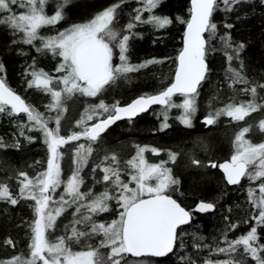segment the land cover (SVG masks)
<instances>
[{
	"label": "snow or ice",
	"instance_id": "snow-or-ice-1",
	"mask_svg": "<svg viewBox=\"0 0 264 264\" xmlns=\"http://www.w3.org/2000/svg\"><path fill=\"white\" fill-rule=\"evenodd\" d=\"M139 2L141 7L134 9V14L126 23L121 21L127 0H118L103 7L87 21L71 24L55 35L43 36L40 35V29L56 26L67 19V11L73 6V0H55L51 15L45 11L49 0H0V26L11 30L13 35L20 36L19 40H12L14 45H29L35 47L37 53L50 52L54 57L61 58L55 68L59 75L54 76L43 69H37L35 58L25 69L27 87L35 88L50 97V102L44 105L49 113L47 116L26 103L8 86L5 66L0 61V114L9 117L25 114L26 121L19 125V136L32 142L35 137L26 136L25 129L39 131L49 153L44 171L34 177H29L27 172L17 174L19 192L16 195L7 182H0V201L11 206L18 205L21 200L34 201L35 217L29 225L31 242L28 257L18 254L0 260V264H128V254L136 258L165 257L174 254L182 246V226L192 221L194 213H208L216 209L214 202L203 200L191 210L182 207L177 199L168 194L169 190H177L176 186L180 181L172 176L170 168L165 167L167 162H147L145 152L159 153V149L148 146L137 145L136 155L126 162L127 167L132 169L128 182L121 179L123 169L116 154L106 155L92 169L93 173L97 169L103 173L102 180L96 183L103 182L105 190L99 194H94L91 188L81 191V186L85 183L81 172L93 154L92 144L102 140V134L117 121L124 118L132 121L141 113L147 112L151 106L159 105L164 110L160 131L170 126L167 122L168 111L172 108L182 109V114L177 119L185 126L192 127L193 116L197 111L196 97L209 72L207 54L214 50L211 42L218 33V26L213 22L214 13H232L243 6L252 5V0H191L190 19L183 21L176 18L186 24V30L183 47L176 57L174 80L159 92L141 95L124 106L119 102L109 106L100 100L97 105L86 109L85 114L76 122L82 128L81 131L71 132L67 136L61 135V120L66 111L64 103L67 99L77 94L99 97L107 89L114 87L119 79L127 78V74L170 59L152 58L139 64L130 62V41L141 38V34L136 31L139 25L150 24L159 30L173 23L171 17L155 14L163 0ZM259 3L264 6V0H259ZM144 13L149 14L147 18ZM237 19L242 17L238 15ZM224 27L230 30L234 25L225 23ZM219 39L228 50L225 54L229 61V87L242 85L240 92L250 95L252 99L242 103L229 102L223 108L210 112L202 120L205 127L214 126L222 116L239 122L245 121L253 113L264 112V97L260 96L264 92V83L250 82L242 75V61L239 69L231 68V62L239 60V54L246 46L243 43L236 44L230 32H226ZM37 41L39 47L36 46ZM115 49H119V64L113 61ZM177 94L184 98L182 103L173 102L172 98ZM258 99L260 102H257ZM94 117L105 118H98L96 122L88 125L87 122ZM50 123H54L55 127H50ZM257 128L264 133V119L258 122ZM250 131L252 127L246 126L235 135L234 152L223 163L209 160L204 165L201 160L190 158L194 168L221 169L228 185H241L245 178L259 181L247 193L254 213L250 219L255 223L249 226L245 234L234 240L225 237L224 246H218L214 250L226 254L228 259L220 262L205 261L204 264H245L248 256L255 264H264V243H261L264 237L258 232V228L264 229V142L254 144L246 139V134ZM82 137L88 143L76 145L72 158V174L67 180H62L60 162L64 153L61 148L79 142ZM6 147L19 149V138L13 145L5 144L0 138V149ZM178 155L179 153L169 151V161L175 163ZM132 183L135 187L129 186ZM61 185L63 191L58 192ZM115 207H118L116 219L110 223L96 221L95 217L109 213ZM69 209H73V218L65 225V235L50 242L47 234L55 230L57 219ZM237 227L236 224L231 225V229ZM95 237H102L98 246L89 245L85 251L72 250L71 244H79ZM3 243L5 246L16 247L10 237ZM196 247L199 248L200 245L197 244ZM100 248L107 249V253L101 252ZM181 259L184 257L181 256ZM137 264L145 262L140 260ZM187 264L197 262L189 258Z\"/></svg>",
	"mask_w": 264,
	"mask_h": 264
},
{
	"label": "trees",
	"instance_id": "trees-1",
	"mask_svg": "<svg viewBox=\"0 0 264 264\" xmlns=\"http://www.w3.org/2000/svg\"><path fill=\"white\" fill-rule=\"evenodd\" d=\"M116 2L118 0H73V6L67 11V19L61 23H64L67 28L75 21L83 22L103 7ZM135 3L136 1L127 0L123 7L122 23H126L134 14ZM189 11V0H163L155 12H158L160 16L171 17L173 23L159 30L153 27L148 28L146 24L137 27L136 31L141 34V38L130 41L131 63L139 64L152 58L164 60L165 57H169L170 59L164 60L163 63L151 64L138 72L127 74V78L119 79L116 85L111 87L113 88L112 96L107 101L114 99V102L125 104L137 96L157 93L171 82L176 66V56L182 46L185 26V23H181L176 18L187 21ZM238 15L242 19L238 20ZM213 22L218 26V33L211 42L214 50L207 54L209 72L196 97L197 111L193 116L192 127L185 126L177 119L181 116V111L170 109L167 121L170 126L160 131L164 110L161 106H154L133 118L132 121L119 120L111 125L107 132L102 134V140L92 144L93 154L82 171L84 186H88L87 189L91 188L93 192L99 194L105 190V186L101 185L103 182L96 183L102 180V172L97 169L93 173L92 169L106 155L116 154L120 167L123 169L122 173L130 178L132 169L126 167L125 162L135 156L133 151L137 150V145L154 147L159 149V153L145 152L144 157L147 162H167L165 167L170 168L172 176L180 181V184L176 186L177 190H169L168 194H171L188 210L195 208L201 200L214 202L217 205L211 212L194 213L192 221L182 226L183 243L174 254L162 258L148 257L156 264H187L189 258L195 260L197 264H203L206 260L228 259L226 254L217 253L214 250L218 246H224L225 237L228 240H234L245 234L249 226L255 223L250 219L254 213L247 193L248 189L256 187L259 181H249L245 178L241 185L230 186L218 168H194L191 166L190 158L199 159L204 165H207L209 160L218 163L229 159L235 135L243 127L251 126L252 131L248 135L252 136L255 132V123L264 117V112H260L246 117L245 121L236 122L222 116L214 126L205 127L202 123L206 115L223 108L229 102H244L252 99L250 95L240 92L242 85L229 87V61L225 54L228 50L219 39L226 32H230L236 44L243 43L246 46L239 54V60L231 62V68L239 69L242 61V75L250 82L264 83V6L260 5L259 0H252L251 6H243L236 12L214 13ZM225 23L233 24L234 27L230 30L226 29ZM12 40L9 32L0 26V61L5 66V78L10 84L21 89L26 82V78L23 77L25 69L32 64L33 58L36 61V68L39 65L46 66L49 62H46V56L43 54L29 48H18ZM260 96L264 97V92H261ZM27 97L28 104L33 105L34 102L36 106H33L40 112L42 105L49 101L45 94L35 89H28ZM181 97L175 95L172 99L178 100ZM210 102L216 103L211 108H207ZM257 102L260 100L258 99ZM76 105L77 103L70 105L73 107L68 110L69 113L77 111ZM23 121H26V118H23L22 114L18 117L0 114V138L7 145H13L19 138L21 144L19 149L14 147L0 149V182H7L14 195L19 192L17 174L27 172L29 177H34L46 169L49 156L42 133L25 129L26 136L35 137L32 142L19 136V125ZM63 126L62 130H65ZM65 134L67 136L70 133L66 130ZM81 142L86 141L81 140ZM77 144L73 142L71 146L66 145L61 149L64 153L60 162L63 175L64 172L72 173V171L68 172L69 158ZM169 151L179 153L175 163L169 161ZM66 174L62 180L68 178ZM33 205L34 201L21 200L16 206L0 201V260H6L18 254L28 257L31 242L29 225L35 218ZM69 216L72 217V213H68ZM232 224L238 227L231 229ZM258 232L264 237V229L258 228ZM9 237L15 242V248L4 245V240ZM261 243H264V239ZM197 244L200 245L199 248L196 247ZM181 256L184 257L183 260ZM245 264H255V262L248 256Z\"/></svg>",
	"mask_w": 264,
	"mask_h": 264
},
{
	"label": "rangeland",
	"instance_id": "rangeland-1",
	"mask_svg": "<svg viewBox=\"0 0 264 264\" xmlns=\"http://www.w3.org/2000/svg\"><path fill=\"white\" fill-rule=\"evenodd\" d=\"M133 1H136V3H135V6H134V9H136V8H139V7H141V4H140V2H139V0H133ZM54 4H55V0H49V4L46 6V8H45V11H46V13H47V11H48V13H49V15H51L52 13H53V11H54ZM155 14L156 15H159V13L158 12H155ZM149 14L148 13H144V17L145 18H147V16H148ZM90 19V18H89ZM88 20V19H87ZM87 20H85V21H87ZM147 26L146 27H148V28H151V27H153V26H151V25H148V24H146ZM69 27V26H68ZM67 27V28H68ZM114 54H113V61H114V63L115 64H119L120 63V60H119V49H115L114 50ZM112 90H113V88L111 89V88H109V89H107L101 96H99V97H87V96H81V95H79V94H77V99L76 100H73L74 99V96L72 97V98H70V99H67L66 101H65V103H64V108L66 109V111H64V113H63V117H62V120H61V128H62V126L64 127V129L65 130H62V131H65L66 132V130H69V128L71 129L72 127V129H75V132H79V131H81L82 130V128L81 127H78L77 126V124H76V122L78 121V120H80L81 119V117L85 114V111H86V109H89L90 107H92V106H94V105H97L99 102H100V100H103L104 102H105V104H107V105H109V106H111V105H113V104H115L117 101H115L114 102V99H112L111 101H109V102H106V100H109V99H111L110 97L112 96ZM86 99H89V100H86ZM183 97H181L180 99H178V100H173V102L174 103H176V104H179V103H182V101H183ZM72 100V101H71ZM97 100V101H96ZM71 101V102H70ZM248 101V100H247ZM247 101H244V102H247ZM50 102V97H49V101L47 102V103H49ZM74 102V103H73ZM47 103H44L43 105H42V113H45V115L47 116V115H49V113L47 112V110H46V108L44 107V105H46ZM70 103V105H72V104H75V103H77V111H75L74 113L73 112H70L69 113V111L68 110H71V108L73 107H70V105H68ZM216 102H210V104H208L207 105V108H211L214 104H215ZM234 103H242L241 101H234ZM172 109H174V110H177V111H183L182 109H180V108H172ZM72 113L74 114L73 116H72ZM52 115H54V113H52ZM106 115V114H105ZM97 118H100V117H94V119H97ZM93 119V120H94ZM261 119H264V117L263 118H261ZM260 119V120H261ZM259 120V121H260ZM258 121V122H259ZM62 122H64V123H62ZM90 122L91 121H88L87 122V124L89 125L90 124ZM258 122L257 123H255V132H253V137L252 136H250V135H248V134H246V139H248V140H250L252 143H261V142H264V133H261L259 130H258V128H257V125H258ZM51 127H55V124L54 123H50L49 124ZM246 127V126H245ZM71 129V130H72ZM61 131V132H62ZM61 132H60V134H61ZM69 133H71V132H73V131H68ZM250 134V133H249ZM233 141H234V138H233ZM232 141V142H233ZM134 152V154L136 155V150H134L133 151ZM233 152H234V147L232 148V152H231V154H230V157H231V155L233 154ZM144 156H145V154H144ZM70 157H72L73 158V153L70 155ZM71 158V160L69 161V163H70V167H69V171L68 172H71L72 171V169H73V167H74V165H73V159ZM149 164H160V163H149ZM47 167V166H46ZM65 174L67 173V172H64ZM65 174L63 175V176H65ZM68 174V173H67ZM66 174V175H67ZM72 173H69L68 174V177L71 175ZM62 175H61V179H63V177H62ZM130 179V178H129ZM257 184H258V182H257ZM256 184V185H257ZM130 187H135V184L134 183H132L131 185H129ZM58 192H60V191H63V185H61V188L60 189H58L57 190ZM63 229H65V225L63 226V225H57L56 226V228H55V232L56 233H54V231H50L47 235H48V239H49V241L50 242H55V240H56V238L57 237H59V234H57V233H59V231L60 230H62L63 231ZM51 233V236H50V238H49V234ZM52 233H54V234H52ZM61 236V235H60ZM72 250L73 251H82V250H79V249H76V248H72ZM127 259V261H128V264H137V262L138 261H140V260H143L144 262H145V264H156L155 262H154V260L153 259H150V258H148V257H142V258H134V257H128V258H126ZM206 261H213V262H220V261H223V260H206ZM205 262V261H204ZM204 264V263H203Z\"/></svg>",
	"mask_w": 264,
	"mask_h": 264
},
{
	"label": "flooded vegetation",
	"instance_id": "flooded-vegetation-1",
	"mask_svg": "<svg viewBox=\"0 0 264 264\" xmlns=\"http://www.w3.org/2000/svg\"><path fill=\"white\" fill-rule=\"evenodd\" d=\"M47 14H49L48 13V11H47ZM74 23H77V21H75ZM73 23V24H74ZM4 27V26H3ZM8 32H9V34H10V37H11V39H16V40H19L20 39V36L17 34V35H13V33L11 32V30H9V29H7L6 27H4ZM64 29H66V27H65V25H64V23H58L56 26H46V27H44V28H42V29H40V35H43V36H50V35H55L58 31H63ZM15 45H17V47L18 48H25V49H31V50H34V52H36V50H35V47H32V46H29V45H25V44H15ZM36 46L37 47H39L40 45H39V41H37L36 42ZM115 53V52H114ZM43 56H46V59H47V61L46 62H49V64H47L46 66H41V65H39L38 66V68L37 69H43L45 72H47V73H49V74H51V75H59L58 73H56L55 72V68L57 67V65L61 62V58H58V57H54L50 52H47V53H44L43 54ZM24 78H26L25 76H23ZM29 79H30V77H28ZM6 79V78H5ZM6 82H7V84H8V86L10 87V88H12L18 95H20L25 101H26V103H28L27 102V99H28V97H27V95H28V87H27V84H26V82L24 83V86H23V88H21V89H19L18 87H15L14 85H12V84H10V82H8L7 80H6ZM31 89H35V88H31ZM30 89V90H31ZM35 90H37V89H35ZM43 94H45V93H43ZM46 96H47V98H49V96L47 95V94H45ZM27 98V99H26ZM77 99V95L76 96H74V99L73 100H76ZM86 100H89V99H86ZM97 101V100H96ZM33 102V101H32ZM106 102H109V101H107L106 100ZM120 105H123V103H119ZM33 105H35L36 106V104L33 102ZM40 105H42V104H40ZM41 107V106H40ZM41 109H42V107H41ZM22 116H23V118H26V116H25V114H22ZM100 118H104V117H100ZM98 119V118H97ZM97 119H95L94 121H91L90 122V124H92L93 122H95ZM126 120H128V119H126ZM89 124V125H90ZM50 126V125H49ZM51 127V126H50ZM73 128V127H72ZM71 128V129H72ZM70 129V128H69ZM70 129V131H75V129H72L71 130ZM61 131H62V128H61ZM69 131V130H68ZM37 132H39V131H37ZM61 135H64V136H66V134H65V131H62L61 132ZM81 140H84V141H86L83 137L81 138ZM81 140L79 141V142H77L78 144L79 143H83V142H81ZM86 145H87V143H88V141H86V142H84ZM47 148V147H46ZM63 148V147H62ZM61 148V149H62ZM48 151V150H47ZM48 155H49V153H48ZM71 158L72 157H70L69 158V160H71ZM127 159V158H126ZM229 159H230V157H229ZM47 160H48V158H47ZM128 161V159L126 160V162ZM126 162H125V165H126V167H127V164H126ZM102 175H103V173L101 174V177H102ZM81 176L83 177V174H82V172H81ZM62 177H63V175H62ZM121 178H123L122 180L124 181V182H128L129 181V176L127 175V174H125V173H121ZM67 180V179H66ZM84 185H85V183H84ZM84 185H82L81 186V191H87L88 189H87V187L88 186H84ZM102 186H105L104 185V183H102L101 184ZM109 191H111V188L109 189ZM94 194H97V193H95V191L93 192ZM113 204H114V202H112ZM72 211H73V209H69V210H67L61 217H59L58 219H57V222H56V226L57 225H68L69 224V222L72 220V217H68V213H72ZM117 213H118V207H115V208H113V210L112 211H110L109 213H104V214H100L99 216H97V217H95V219H96V221L97 222H104V223H110L113 219H116L117 218ZM67 216V217H66ZM65 217V219H63ZM67 219V220H66ZM79 227H81L82 228V226H79ZM52 232V231H51ZM54 233H56L55 231H54ZM54 233H52V234H54ZM57 234H59V236L60 235H65V229H63V231L62 230H60L59 231V233H57ZM50 236H51V233L49 234V238H50ZM102 237H95V238H93V239H91V240H86V241H83V242H81V243H79V244H71V248H76V249H79V250H82V251H85V250H88V246L89 245H91L92 247H96V246H98V244H99V240L101 239ZM100 251L101 252H104V253H107V249H104V248H100ZM128 257H130L129 255H127L126 256V258H128Z\"/></svg>",
	"mask_w": 264,
	"mask_h": 264
},
{
	"label": "water",
	"instance_id": "water-1",
	"mask_svg": "<svg viewBox=\"0 0 264 264\" xmlns=\"http://www.w3.org/2000/svg\"><path fill=\"white\" fill-rule=\"evenodd\" d=\"M189 6H190V8H191V0H189ZM188 19H190V11H189V17H188ZM185 30H186V24H185V26H184L183 35H184ZM182 47H183V36H182V46H181V49H182ZM181 49H180V50H181ZM177 56H178V54H177ZM177 56H176V57H177ZM176 66H177V62H176ZM176 66H175V70H176ZM175 70H174V73H173V77H172L171 82L174 80ZM171 82H170V83H171ZM170 83H169V84H170ZM169 84H168V85H169ZM168 85H167V86H168ZM167 86H166V87H167ZM166 87H165V88H166ZM153 94H155V93H153ZM177 95H179V94H177ZM137 97H139V96H137ZM137 97L133 98L132 100H130L129 102H127V103H125V104H123V105H121V106H124V105H127V104L131 103V102H132L134 99H136ZM154 106H159V105H153V106H151L150 108H152V107H154ZM150 108H149V109H150ZM104 118H105V117H104ZM126 119H127V118H124V119H122V120H126ZM96 121H97V120H96ZM96 121H95V122H96ZM93 123H94V122H93ZM90 125H91V124H90ZM225 160H228V159H224V160H222V161H220V162H218V163H223ZM218 170H219V171L223 174V176H224L223 171H222L221 169H219V168H218ZM224 179H225V176H224ZM225 181H226V180H225ZM226 183H227V182H226ZM230 186H233V185H230ZM177 202H178V201H177ZM178 203H179V202H178ZM181 206H182V205H181ZM182 207H183V206H182ZM128 255H129L130 257H133V256H131L130 254H128ZM134 258H136V257H134ZM152 258H162V257H152Z\"/></svg>",
	"mask_w": 264,
	"mask_h": 264
}]
</instances>
